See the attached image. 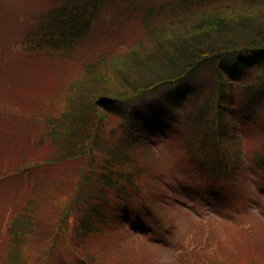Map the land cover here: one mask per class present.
Returning <instances> with one entry per match:
<instances>
[{"label":"trees","instance_id":"1","mask_svg":"<svg viewBox=\"0 0 264 264\" xmlns=\"http://www.w3.org/2000/svg\"><path fill=\"white\" fill-rule=\"evenodd\" d=\"M49 1L51 3L47 8V5L43 7L41 16L33 14L29 18H33L31 23L20 22L21 27L18 32H14L11 46L0 45V78L4 80L3 86L7 85L6 71L11 64L16 82L18 54H24L26 57L23 68L28 66L29 62L34 64L47 59L48 62L66 61L79 53L80 47L85 44L84 38L92 31L105 34L116 32V37H121L122 32H127L131 27L130 23L135 20L143 28L152 30L162 24H176L177 28H180L182 23L179 19L183 18V13L201 17L200 23L197 19L192 27L180 29L184 31L180 32L181 36L171 37L173 41L172 46H169L172 49L170 54L163 52L164 57L156 56L151 60V66L140 68L141 65H148L150 61L136 65L141 69L138 74L142 78L139 76L138 79L142 80V83L132 85L128 93L102 95L85 104L80 100L77 105L68 106L60 119L51 118L48 114L39 116L40 122L48 119L46 125H49L50 129L39 132L35 147H40L46 136L55 153L50 158L51 162L78 161L82 164H78L73 175L66 171H56L51 175L55 177L58 185L61 186L64 182L62 187L67 189L62 192L60 198L64 197L66 201L62 206V200H45L52 208L53 215L47 219V233L38 235L40 238L33 252L21 250L22 246L28 243L22 239L32 235L35 229L28 223L34 222L31 215H28L30 212L19 213V217H15L7 227L1 226L0 248L5 246L9 252L8 245L19 244L18 261L13 259L14 252H11L7 255L8 261L4 259L3 263L106 264L107 260L90 253V250L95 244H101L103 238L115 237L116 233L123 231L116 228H123L124 223H112L108 214L110 210L117 211L121 219L129 214L130 220L125 219L129 224H132L131 221L136 220L139 217L137 214L143 210L135 208V205L145 206L144 210L147 207L145 217L153 218L154 214L163 219L169 218L170 206L164 207L160 201L159 175H151L148 180L142 179V175L148 172L157 174L162 164L151 161L150 165H145L135 154L139 151L144 155L147 153L148 157L155 147L168 142L179 145L173 146V150L181 148L182 133L177 125L180 121L177 114L188 104L185 102L187 97H194L198 92L204 93V90L207 95L204 102L195 100L196 103L189 104L193 105L196 113L190 125L181 126L186 128L183 134L188 140L196 143L191 145L181 138L185 146L182 157L186 160L189 158L192 162L191 168L197 164L204 165V159L214 165L232 164L235 161L233 170L239 165L242 157L244 158V143L249 140L239 136L236 119L244 112L241 120L249 122L252 119L256 124L261 120L264 122V114H257L260 110L264 111L259 108V103L264 102V0H234L246 3L245 9L259 10L261 14L258 18L263 20L253 18L249 12L243 15L239 11L240 8L237 10L235 7L237 3L233 4V0H228L233 10L230 16L222 19L217 17L220 15L218 14L207 23L202 22L207 18L202 17L209 14L206 9L211 10V5L224 0ZM243 10L242 8L241 11ZM3 19L0 13V21ZM5 29L0 23V30ZM130 30H133L132 27ZM107 40L112 42V35H108L105 41ZM6 48L10 50L7 51ZM160 53L162 54L161 51ZM201 63L203 66L197 68ZM83 67L89 75L94 66ZM196 68L198 78L190 83V71ZM182 75L186 79L190 75L188 84L177 83V79ZM93 76L97 77L99 74L94 73L91 77ZM162 89L165 92H161ZM145 93H157L155 95L158 98L141 103L140 106L138 103L130 105L134 103L137 95ZM239 99V106L245 107L246 112L237 109ZM116 103L117 105H114ZM2 110L0 143H5L6 132L8 144L10 140H15V134L17 140L23 135V147L18 149V156L13 160H7V153L4 154L0 150V168L18 162L20 166L26 155L24 152L29 151V134L34 133L22 131L23 126L19 124V120L24 124L22 117H16V114L8 109ZM250 127L249 139L264 143V130L255 131L252 125ZM210 136L220 145L216 153L222 161L218 159L213 163L202 152ZM7 149L8 147L3 150ZM48 164L43 162L10 167L11 169L0 175V181L14 179L16 191H26L29 188L26 185L28 182H36V186H39L44 179L50 177L42 168L39 169L40 166ZM85 165H88L87 168ZM85 170H88V174ZM221 171L215 170L210 164L203 173L215 178L211 173ZM137 189L146 190L142 191L145 193V205L131 200L130 203L120 202L115 206L106 199L111 192L123 196L124 193L129 195L133 191H139ZM26 208L32 211L29 207ZM129 209L132 210L131 213ZM38 223L39 221L37 225ZM185 245H181V249H184Z\"/></svg>","mask_w":264,"mask_h":264},{"label":"rangeland","instance_id":"2","mask_svg":"<svg viewBox=\"0 0 264 264\" xmlns=\"http://www.w3.org/2000/svg\"><path fill=\"white\" fill-rule=\"evenodd\" d=\"M50 3L49 0H0V13L4 17L0 23L6 27L5 30H0L1 47L11 46L10 42L14 32H18L21 27L20 22L31 23L33 18L29 19L30 16L33 14H38L37 17L41 16L43 7L47 5V8ZM232 3H237L236 9L240 8L239 11L243 15H247L249 12L253 18L260 17L259 10L245 9L246 3L244 2L233 0ZM230 5L228 0L214 3L211 5L213 9H206L209 14L202 17H207L202 22H210L218 14L220 15L217 17L222 19L229 17L233 11ZM242 8L243 11H241ZM190 14L183 13L181 15L183 18L179 19L182 23L180 28H177L176 24H162L149 30L146 27L143 28L135 20L130 23L133 30H130V27L127 32H122L121 37H116V32L108 34L89 32L88 36L84 38L85 44L80 47L79 53L66 61L48 62L47 59L34 64L29 62L28 66L23 68L26 57L24 54H18L16 82L13 64L8 65L7 85L3 86L4 80L0 78V112L2 109H8L15 113L16 117H22L24 124H21L22 121L19 120V124L23 126L22 131L24 133L32 131L34 134H29V151L24 152L26 155L21 160L22 164L19 166L18 162L12 166H3L0 168V175L11 169L10 167L16 168L32 163L47 162L48 166L43 165L39 169L42 168L50 176L44 179L39 186H36V182H28L26 184L29 186L28 190L19 193L16 191L14 179L0 181V231L2 225L4 228L7 227L22 212L28 211L27 214L30 212L28 215H31L34 221L28 222L35 229L32 235L22 239V241H28L22 246V251L33 252V248L40 238L38 235L47 233L45 232L49 225L47 219L53 215V211L45 203V200L50 198L62 200V206L66 201H64V197L60 198L62 192L67 189L62 187L64 182L61 186L58 185L55 177L51 175L56 171H66L73 175L78 164H82L78 161L51 162L50 158L55 153L46 136L42 145L35 147L39 132L42 133V131L50 129V126L46 125L48 119L40 122L39 116L48 114L51 118L60 119L59 117L64 114L68 106H75L80 100L85 104L102 95L128 93L132 85L142 83V80L138 79L139 76L142 78L139 75L141 69H138V64L150 61L148 65H141L140 68L151 66V60L156 56L164 57L163 52L170 54L172 49L169 46H172L173 41L171 37L181 36L180 32L184 31L180 29L192 27L197 19L199 22L201 17ZM257 20H263V18ZM34 21L36 22V18ZM108 35H112V42L105 41ZM6 50L9 51L10 48H6ZM84 65L94 66L89 75H87ZM202 66L201 63V66L197 68ZM197 68L190 71L192 77L190 83L198 78V74L195 73ZM94 73L99 76L91 77ZM98 77L99 80H97ZM189 77L190 75L186 79L182 75L177 79V83L187 82L188 84ZM161 92L165 91L162 89ZM204 93L198 92L194 97H187L185 102L188 104L183 106V109L177 114L180 120L177 125L182 133L181 138L191 145L196 143L188 140L187 136L183 134L186 128L181 126L191 124L192 117L196 112L193 105L189 104L198 101L204 102L207 97ZM155 94L157 93L137 95L134 103L130 105L138 103L140 106L141 103L155 101L158 98ZM240 101V99L237 100V109L246 112L245 107L239 106ZM259 106L264 109V102L259 103ZM243 113L236 119V126L239 129V136L249 141L244 143V150H246L244 158L242 157L239 165L233 170L234 160L232 164L214 165L204 160L202 156L204 165L197 164L196 167L191 168L192 162L189 158L186 160L185 157H182L185 146L181 138L179 150L172 149L173 146H179L177 143L168 142L155 147L148 157L147 153L144 155L138 151L135 156L137 155L143 164L150 165L151 161L162 164L157 174L148 172L142 175V179L148 180L151 175H159L160 201L164 207L165 205L170 206L171 210L168 208L170 210L169 218L163 219L154 214H152L153 218L145 217L147 207L144 210L145 206L135 205V208L143 210L139 214L134 211L139 217L129 224L125 221V219H129V214L121 219L119 217L121 215H117V211L110 210L108 214L112 223L114 225L124 223L123 228H116L123 231L116 233L115 237L103 238V242L95 244L90 253L98 255L100 258L103 257L104 260H107L106 264H164L165 262L166 264H219L220 262L264 264V143L260 140L251 141L249 139L250 125L255 131L264 130V122L261 120L256 124L252 119L245 122L241 120ZM257 114L263 115L264 111L260 110ZM13 116L15 115L13 114ZM25 125L27 126L25 127ZM15 136V140H10L11 142L8 144L5 132V143H0V150L8 155L6 156L7 160L16 159L18 149L23 147L21 142L23 135H20L18 140L16 134ZM6 147L8 149L4 151L3 149ZM217 148H220L218 141L210 136V140L202 152L213 163L218 159L222 161V158L216 153ZM210 164L215 170H222L219 173H211L215 178L203 173ZM87 166L85 165V168ZM85 173L88 174V170H85ZM137 190L139 191H133L129 195L124 193L123 196L111 192L106 199L115 206H118L120 202L130 203L131 200L142 202L145 205V193L142 191L146 192V190ZM128 211L131 213L132 210ZM69 230L73 231V229ZM184 244H186L185 248L181 249V245ZM18 249L19 244L8 245L9 252L6 251L5 246H2L0 248V263L4 264V259L8 261L7 255L11 252L12 254L14 252L13 259L18 261ZM169 260L171 262H168Z\"/></svg>","mask_w":264,"mask_h":264}]
</instances>
